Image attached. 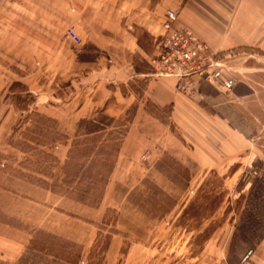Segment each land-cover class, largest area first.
<instances>
[{
    "label": "rangeland",
    "instance_id": "1",
    "mask_svg": "<svg viewBox=\"0 0 264 264\" xmlns=\"http://www.w3.org/2000/svg\"><path fill=\"white\" fill-rule=\"evenodd\" d=\"M173 6L166 8L162 27L154 33L135 20L126 25L122 21L145 51L133 53L131 60L137 69L150 71L123 83L114 81L109 71L114 63L112 56L118 52L97 45L112 41V4L0 0V119L7 108L18 114L10 130L0 129V168L7 165L18 175L41 183L40 173L48 172L56 163V141L70 138L71 178L79 176L72 190L78 193L88 187V205L95 207L78 213L95 225L81 226V219L68 217L61 220L63 235L46 227H29L0 212L1 222L22 229V236L15 235L18 228L0 224V236L6 242L2 247L10 249L13 240L22 241L18 253H0V264H16L33 239L37 245H50L53 252L65 253L66 248L76 254L80 249L78 264H231L228 256L235 247L233 240L246 202L241 188L257 135L250 136V145L239 151L215 146L222 138L219 131L205 136L204 131L190 130L184 114L176 115L171 105L155 106L144 97L148 76L176 79L155 75L153 63L160 52L156 45L165 32L167 10L173 8L179 16V9ZM93 7L111 17L93 19L92 12H86ZM156 20L150 18L149 23ZM188 30L205 42L220 63L222 80H233L230 87L226 85L231 89L236 75L241 74L236 62L222 61L205 40ZM238 52L228 51L226 56L232 60ZM97 58L103 70L92 74L90 61ZM128 90L136 96H132V102L131 98L122 99L121 91ZM200 91L198 85L197 96ZM83 101L85 117L78 119L75 110ZM109 101L112 110L106 108ZM126 104L129 112L120 113ZM132 135L139 137L142 145L134 149L145 150L142 157L146 160L142 165L146 174L139 177L133 189L117 178L119 161L124 157L121 151ZM195 138L200 146H195ZM112 165L117 173L112 178L111 205L106 185L94 184L93 179L105 178ZM60 190L66 192L67 186L61 185ZM97 200L95 205L91 203ZM65 233L86 239L81 243ZM109 237L115 238L111 250L110 243L106 248ZM132 239L140 243L126 259ZM236 264H264V253Z\"/></svg>",
    "mask_w": 264,
    "mask_h": 264
},
{
    "label": "crops",
    "instance_id": "2",
    "mask_svg": "<svg viewBox=\"0 0 264 264\" xmlns=\"http://www.w3.org/2000/svg\"><path fill=\"white\" fill-rule=\"evenodd\" d=\"M77 1L99 4L108 2L112 4V41L107 39L102 43L97 42V45L101 49H114L118 52V55L112 56L114 63H112L109 70L112 71L114 81L126 83L140 74L150 73V71L137 69L131 60L133 53L142 54L145 51L128 27H123L122 21L125 20L126 25L129 20H135V22L147 25V29L154 33L161 29V21L166 8L170 5L171 7L176 5L175 7L179 9V16L176 21L179 27L193 30L209 44L211 50L216 52L222 61L224 60L227 63L236 62L237 71L241 74L236 75L231 89L222 80L207 81L198 78L197 83L201 90L200 94L196 97H190L177 92L175 78L148 76L144 97L150 99L155 106L171 105L176 115L184 114L185 118L188 119L190 130L195 132L204 131L205 136L209 132L215 135L219 131L222 138L218 142L219 144H214L215 146L235 147L236 151H239L250 145V136L257 135V139L252 144L254 149L248 158L246 179L241 188L242 192L246 194V202L233 240L235 247L233 252L229 253L228 258L231 260V264H236L240 260L263 254L264 0ZM82 11L85 13V9ZM86 12H92L93 19L98 16L99 18L111 17L110 14L105 15L102 10L99 14L94 7L86 9ZM150 18L157 20L149 23ZM156 50L159 52L158 45H156ZM232 50L239 52L236 57L234 56L232 60H229L226 52ZM100 61L98 58L90 61L93 64L92 74L102 73L103 69L99 66ZM149 61L152 63L151 59ZM114 93L118 94V90L115 89ZM121 96L124 101L131 98V102L133 101L132 96L134 99L136 98L130 90L127 93L121 91ZM85 107L86 102L83 101L76 108L75 113L78 119L85 117ZM106 108L112 110V101L108 102ZM123 111H125V114L128 113V104L124 105L122 109L120 108L119 112L122 113ZM17 117L18 114L12 108H7L0 119V129L10 130ZM137 140H139V137L132 135L128 137L124 144L121 151V155L123 154L124 157L120 158V169L117 176L126 186H131V189L137 184L139 177L146 174L142 169V165L146 161L142 157L145 150H137L142 145ZM8 143L10 144V142ZM72 144L70 138L60 142L56 141L55 147H53L56 163L51 166L48 172L40 173L43 177L41 183L18 175L15 173L14 168L10 169L7 165L0 168V212L24 221L29 227H46L59 235L64 234L61 230V227H63L62 221H66L68 217L81 219L83 221L81 226L85 224L93 225L94 221L85 220L78 213L83 214L86 210L95 207L75 199L68 191L62 192L60 190L61 185H65L64 179L68 174L65 167L68 160H70L69 148ZM136 146L137 149H134ZM195 146H200L197 138H195ZM139 168L141 169L138 170ZM115 172L116 168L111 172L105 187L107 193L110 194L111 205L112 178ZM75 213L77 215H74ZM0 224L18 228V232L14 233L22 236L20 226L7 221H0ZM67 236L70 237L69 239L73 238L72 240H74L75 238V241L81 243L86 239L77 234ZM23 239H25V235ZM13 242L12 248L9 249L8 246L4 248L2 245H6V242L0 236V253L4 252L5 255H12L11 253L17 252L16 250L21 248V238L13 240ZM114 242L115 238L111 237L109 250H111ZM139 243V239L130 241L126 250V259L132 257L134 248Z\"/></svg>",
    "mask_w": 264,
    "mask_h": 264
},
{
    "label": "built area",
    "instance_id": "3",
    "mask_svg": "<svg viewBox=\"0 0 264 264\" xmlns=\"http://www.w3.org/2000/svg\"><path fill=\"white\" fill-rule=\"evenodd\" d=\"M178 12L169 8L164 21L165 32L161 35L158 46L160 52L154 59L155 75L174 76L176 89L190 97L198 94L197 79L207 81L222 80V69L213 53L204 41L197 38L190 30L176 25ZM223 81V80H222ZM233 80H224L227 86Z\"/></svg>",
    "mask_w": 264,
    "mask_h": 264
},
{
    "label": "trees",
    "instance_id": "4",
    "mask_svg": "<svg viewBox=\"0 0 264 264\" xmlns=\"http://www.w3.org/2000/svg\"><path fill=\"white\" fill-rule=\"evenodd\" d=\"M129 112V110H128ZM80 128H78V132H79ZM71 152V150H70ZM73 162L72 156L70 155V160H68L67 164H66V170L68 171L67 176L64 179V183L67 186V191L77 200L82 201L84 203H89L88 202V196L89 194H91V192L89 191L88 187L85 188H81L79 190L78 193H75L74 190V184L75 183V179L79 176H77L76 174L72 175L73 178H71V174L72 172L69 169V165ZM84 167V163L80 166L79 171L82 170V168ZM114 165H112V167H110L108 169V171L105 174V178H92L94 181V184H97V182H103L105 185L107 184L110 174L113 171ZM87 178H91L90 175L86 176ZM93 189H95V186L92 187ZM75 193V194H74ZM103 196V195H101ZM99 201L101 200L98 199ZM94 201L91 202L92 204H96L99 201ZM111 237H109V240L107 241V247L109 246ZM37 241L35 239H33L31 241V245L28 246V251L23 253L16 264H78L79 261L81 260V250L79 249L77 251L76 254H73L71 251H66L68 249L64 248V252H53L51 250L50 245L48 244H44V243H39V245H37Z\"/></svg>",
    "mask_w": 264,
    "mask_h": 264
}]
</instances>
